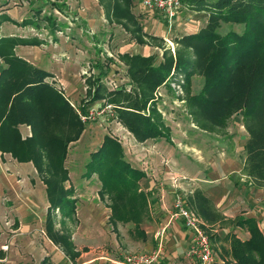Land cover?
Returning <instances> with one entry per match:
<instances>
[{
	"label": "trees",
	"instance_id": "1",
	"mask_svg": "<svg viewBox=\"0 0 264 264\" xmlns=\"http://www.w3.org/2000/svg\"><path fill=\"white\" fill-rule=\"evenodd\" d=\"M101 1L109 12L112 2ZM131 1L114 2L113 12L118 19H135L129 10ZM182 2L194 11L207 14L204 27L175 40L188 54L179 52L176 59L166 54L158 64L156 56L124 54L122 57L129 74L140 91L136 90L134 94L124 90L111 91L101 82L95 85L90 79L95 90L89 91L91 99L87 104L104 100L114 106L116 116L139 142L163 137L170 140L169 128L156 107L153 106L148 115L143 113L144 109L174 66L188 79L200 73L204 77L202 88L188 95V106L196 123L205 131L221 133L226 131L229 120L242 111L243 125L248 133L244 144L243 173L250 186L264 188V0ZM4 6L5 2L0 0V25L14 21L3 13ZM33 10L35 16L14 22L34 27L44 24V28L50 26L54 34L58 28L54 17L46 14L38 17L43 11L41 7ZM223 22L243 25V30L221 33L219 29ZM41 43L39 38L0 36V57L7 63L0 73V151L2 154L11 153L19 162L34 164L47 185L50 202L46 217L47 235L56 245H62L66 254L77 257L79 252L73 250L70 236L54 229L53 213L56 209L74 212L76 208L73 190L66 186L70 177L65 161L70 143L80 138L85 124L64 91L46 80L52 74L16 54L18 45ZM97 67L99 77L104 76L103 66ZM138 93L141 96H137ZM22 124L31 127V136L23 137ZM91 159L86 166L87 176L98 173L102 180L100 193L104 196L108 192L113 199L110 221L113 224L133 221L135 235L147 239L142 225L148 205L146 209V195L139 192V181L146 176L145 172L133 167L126 160L120 143L108 135L104 136L99 149L91 153ZM188 204L210 224L227 221L202 190L189 195ZM141 208H145V214ZM236 225L246 227L250 237L242 240L233 231L227 234L231 240L228 253L232 260L224 259L225 264H264V232L257 218H240Z\"/></svg>",
	"mask_w": 264,
	"mask_h": 264
},
{
	"label": "rangeland",
	"instance_id": "2",
	"mask_svg": "<svg viewBox=\"0 0 264 264\" xmlns=\"http://www.w3.org/2000/svg\"><path fill=\"white\" fill-rule=\"evenodd\" d=\"M1 1L5 2L3 12H14V17L16 18L14 21L35 16L33 8L41 7L43 11L41 15L37 14L38 17L45 14L52 15L57 22L58 28L52 34L48 23H45V26L47 25L49 28H44V24L40 27H20L14 21H5L16 25L18 28H9L4 31V29H1L2 23L0 25V36L39 38L42 43L33 45L34 47H39L37 50L39 54L45 55L46 58L54 63L63 61L62 63L70 62L76 64L81 72L80 82L75 87L78 93L77 99H73L67 94L66 84L57 75L50 72L52 75L48 76L46 80L64 91L65 96L85 124V129L80 138L70 143L68 156L65 161L70 173V179L66 182V186L73 190L72 198L76 202V208L74 212L56 209L53 213L54 229L59 234L67 233L70 236L73 250L79 253L80 251L93 253L96 256L105 255L108 252L105 257H102L104 258L103 263L95 260L85 264H118L117 262L123 261L122 259L126 255H132L133 259H137L138 255L153 248L151 239L147 241L148 237L145 240L142 239L140 243L142 246H138L135 243L140 238L135 235L136 230L133 221H117V224H113L110 221L113 203L110 193L105 191L104 196L100 193L102 180H100L98 173H91L90 177L86 174V166L92 160L91 153L99 149L105 135L120 143L126 160L133 167L144 171L147 177H153L156 180L154 188L156 191H160L161 194L168 191V188L175 189L174 197H176L177 193L183 195L187 191L192 192L190 186L184 183L185 181L181 182L185 176L177 174L179 164H183V167L192 172L191 174L201 173L195 179L197 182L216 183L213 175H220L223 178H229V181L237 186L244 183L249 184L246 175L243 173L245 160L244 144L248 138V133L243 125L242 111L229 120L226 131L216 133L201 129L189 109L188 95L199 92L204 83V77L200 73H195L188 79L184 72L174 66L168 78L156 88L153 93V99L147 103L143 113L150 114L152 107L155 106L165 126L169 128L170 135V140L165 137L154 139V153L152 150L149 154L143 148L139 152L138 149L132 148L128 139H123L122 142L117 140L123 135L131 136L133 132L116 116L114 108L107 107L106 101L102 100L87 104L89 98L91 99L89 91L93 92L95 90V86H91L89 82L90 79L95 82V85L101 82L111 91L124 90L131 94H134L136 90L140 91L129 74L127 63L122 56L124 54L152 55L156 56V64H158L164 59L166 54H170L174 59L179 56V52L180 54H186V49L181 44L176 43L175 40L184 34L197 32L204 27L207 20L205 12L194 11L189 5L184 4L177 17L170 21L158 11L144 7L140 0H132L129 10L135 19L130 21L126 18L118 19L113 12L114 2L123 3L124 0H110L112 5L109 12H107L101 0ZM219 30L221 33H226L230 30L241 32L243 25L223 22ZM15 51L17 55L27 59L23 55V53L27 52L24 51V48L22 49V45L16 46ZM0 60L4 61L1 57ZM28 61L31 62L30 60ZM5 64L7 67V63ZM97 65L103 66L101 71H106V74H103L104 76L99 77L100 69H98ZM2 70H0V73ZM137 96H141V94L138 93ZM118 122H120V125L117 124ZM118 127L119 129L117 130ZM162 145L169 148L168 150H172V154H169ZM139 153H142V156ZM163 155L170 160L167 162L170 166L168 174L167 177H163V175L156 179V175L152 174V171L157 168L160 171L164 170L165 161L162 159ZM230 158H235L238 161L237 168L225 174L224 164L228 160H233L235 163V159ZM161 160L163 161L161 162ZM1 167L6 172H9V170L14 171V168L9 166V169L2 162H0V171L2 172ZM175 167H178L177 170ZM31 170L37 177L36 181L31 184L26 175L20 177L21 185L18 192L23 199L34 201L37 208L34 207L33 209L32 203H29L31 207L28 210L30 214L41 221L44 227H42L43 231L39 229L38 233L35 234H39V236L32 235L29 238L21 254L27 260V264L76 263L78 256L70 257L72 259L70 262L69 255L64 252L66 251L64 247L53 244L47 237L45 219L47 217V209L50 206L47 185L35 169L32 168ZM206 179L211 181H206ZM175 182L179 186L181 185L182 188L172 186ZM143 190L139 192H143ZM152 192V194H155L154 189ZM144 194L146 195V209L148 205V212L149 209L150 211L156 210V203L151 202L147 194ZM0 196L4 207H9V201L5 198V194L1 193ZM22 204L24 205L25 202H22ZM141 210L142 214H145V208H141ZM25 211L27 209L23 210V216L31 217L30 214H24ZM172 211L173 209L171 210L170 218L172 217ZM165 221L163 222L167 223V220ZM205 227L211 239L214 236V231L210 226ZM28 228L32 227L28 226ZM156 231L157 229L154 232L156 233ZM188 232L191 236V231ZM214 243L215 241L211 242L216 262L223 264L221 261H224V259L226 261L231 259L230 257L224 258L221 256L220 253L226 257L228 255H225L224 249L217 248ZM220 244L223 246L222 243ZM47 246H51L53 250L51 251ZM115 255L124 257L117 261L111 259ZM19 256V254L14 255L13 253L7 260H3L4 262L0 261V263L11 264V261L16 264L15 260Z\"/></svg>",
	"mask_w": 264,
	"mask_h": 264
},
{
	"label": "crops",
	"instance_id": "3",
	"mask_svg": "<svg viewBox=\"0 0 264 264\" xmlns=\"http://www.w3.org/2000/svg\"><path fill=\"white\" fill-rule=\"evenodd\" d=\"M3 13L9 15L12 19H16L14 17V12L8 11ZM16 27H17L16 25L11 24L10 22H3L1 29H4L5 31L8 30L9 28L12 29ZM20 27H25V26H20ZM30 46L31 45L29 46L22 45V49L24 48V51L27 52V53H23V55L37 67H40L49 72H52V74L54 75H57L60 78V80H62V82L66 84L65 89L67 91V94L71 96V98L77 99L78 93L76 92L75 87L78 85L81 79V72L79 66H77L76 64H72L70 62L67 63H62L63 61L55 62V63L51 62L50 59L46 58L45 55L42 56L41 54H39V52H37L39 48L38 46L35 47L33 45L31 47ZM4 67H6L5 62L0 60V70H2V68ZM20 130L24 138L32 135L31 128L28 125H21ZM141 143L149 147V154L152 152V150L154 153V148H155L154 139H147L146 141ZM162 146L167 150V152H169V154H172V150H168L169 148L165 147L164 145ZM140 150L141 148L138 149L139 152H141ZM9 154L10 153L2 154V152L0 151V162L6 164L7 168H9V166L11 168H14V171L9 170V172H6L1 167L2 172L0 171V194L4 193L5 198L9 201L8 202L9 207L7 206L4 207V205L0 200V261L4 262L3 260H7L9 256H12V254L14 253V255H18V254L20 255L15 260V262H17L16 264H27L28 262L27 260L24 259L25 257L23 258L22 256L23 254H21V251L24 250V248L26 247L29 238L32 235L38 233L39 229L43 231L42 227L44 226L41 223V221H39L36 217H34V215L30 214L28 210V208L31 206L33 209L34 207L37 208V206L34 204V201L23 199L19 195L18 190L21 185L20 177L26 175L28 177L29 183L33 184V182L36 181L37 177L35 176L34 173H32L31 169L32 168L35 169L36 172L37 170L32 162H19L11 154L10 155ZM169 154L167 153L168 156H170ZM140 156H142V153L140 154ZM162 159L165 161L164 170H161L162 172L158 170V168L155 169V171L151 170L152 174L156 175V179L162 177L163 175H164L163 177H167L168 174V168L170 166L167 162H169L170 160L167 159V156L164 155L162 156ZM230 159H235V158H230ZM163 160H161V162ZM237 162L238 161L236 159H235V163L233 160H228L227 163L224 164L225 174L230 173V170L231 171L234 169L236 170ZM178 166H179V168L177 167L178 170L175 167L177 170V174L180 176H185L186 179H189V180H185L184 183L190 186V188L192 189V194L194 193V191L198 189L202 190L205 193V195L208 196L213 201L216 209L221 214L224 215L225 220H227L225 222L219 221L213 224H210L207 221H205V226L207 227L210 226L214 231L213 233L214 236L211 239L212 242L215 241L214 245H216L217 248L219 249H224V254L228 255L226 257L220 253L221 256H223L224 258L230 257L228 252L231 249V240L230 238H228L227 235L228 233L233 231L242 240H246L250 237V232L246 227L236 225V222L240 218L252 217V216L256 217L259 225L261 226L264 232V188H257L254 186H250L249 184L246 183L237 186L234 185L231 181H229V178H223L220 175H213L216 180V183L197 182V180L195 179H197L196 177H198L199 174L201 173L196 172L191 174L192 172L186 167H183V164H179ZM2 178L4 179V181ZM206 181H211V180L206 179ZM140 184L141 187H143L142 189L145 190V191L143 190V192L147 194L148 199L151 200V202L152 201L155 202L157 206L156 210L154 211L153 210L150 211L149 209V212L147 213L145 217V221L143 222L142 225L144 231L147 233L148 236L147 241L151 239L152 242L151 246H153V248H151L152 250L157 247V241L154 237L155 229L158 228L161 222L168 220L170 218V213L171 210L173 209V204L175 199L174 197L175 189L168 188V191L162 192L161 194L160 191H156L154 188L156 184V180L153 177H147V176L140 179L139 185ZM141 187H139V190L142 191ZM153 189L155 191V194H152ZM42 199L45 200L44 198ZM22 202H25V204L23 205ZM29 203H32L34 205L31 204L30 206ZM14 206L15 208H13ZM25 209H27V211H25L24 214L27 215L30 214L31 217L28 218L23 216V210ZM241 209H245V210H241ZM28 226L32 228H28ZM35 236H39V234ZM47 237L49 238L48 235ZM50 241L53 244H55L51 239ZM141 242L142 239L135 241V243L138 246H142L140 244ZM220 243H222L223 246H221ZM189 246H190L189 232L185 228L182 218L178 217L174 220L173 224L170 226L168 230V233L166 235V245H165L164 254L159 264H194L191 262V260H188L185 257V253L188 250ZM47 247L51 251L53 250L51 246H47ZM214 249L217 251L216 248ZM146 251H150V250H146ZM107 253H105V255ZM79 254L80 255H78L76 259L77 260L76 263H72V264H85L86 262H92L95 260L100 263H103L102 261L104 258L102 257H105L104 254L96 256L93 253H89V252L84 253L81 251ZM68 257L70 259L71 256L69 255ZM113 257L114 258L111 259L117 261L119 259H122L124 256L119 257L115 255ZM71 261L72 259H70V262ZM10 263L13 264V262L11 261ZM0 264H4V263H0Z\"/></svg>",
	"mask_w": 264,
	"mask_h": 264
},
{
	"label": "built area",
	"instance_id": "4",
	"mask_svg": "<svg viewBox=\"0 0 264 264\" xmlns=\"http://www.w3.org/2000/svg\"><path fill=\"white\" fill-rule=\"evenodd\" d=\"M142 5L148 9H154L158 11L162 16L169 19L170 21L174 20L177 17L178 12L183 7L182 0H140ZM107 107L114 108L111 104H107ZM86 119V117H84ZM120 125V122L117 123ZM119 127L117 128V130ZM131 134V132H130ZM114 136V135H112ZM117 139V138H116ZM128 139L131 143L132 148L139 149L143 148L149 152V147L145 144L139 142L134 134L131 136H120L117 140L123 141ZM186 180V177L182 178L181 182ZM178 181V179H176ZM172 186H179L175 182ZM182 188V186H179ZM191 191H187L183 195L177 193L174 204L173 211L171 214L170 220H167V223H161L157 228L155 234V239L157 241V247L145 251L137 256V259H133L132 255L125 256L123 261L117 262L118 264H159L165 250L166 245V235L170 226L173 224L174 220L178 217L182 218L183 224L188 231H191L190 236V246L185 253V257L188 260H191L194 264H219L216 262V258L213 254V246L211 244L210 235L205 229V220L204 218L195 211L188 204V196L191 194ZM165 223V224H164ZM225 264V261H221Z\"/></svg>",
	"mask_w": 264,
	"mask_h": 264
},
{
	"label": "clouds",
	"instance_id": "5",
	"mask_svg": "<svg viewBox=\"0 0 264 264\" xmlns=\"http://www.w3.org/2000/svg\"><path fill=\"white\" fill-rule=\"evenodd\" d=\"M206 221V220H205ZM206 228V227H205ZM207 231V230H206Z\"/></svg>",
	"mask_w": 264,
	"mask_h": 264
}]
</instances>
